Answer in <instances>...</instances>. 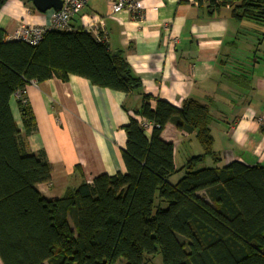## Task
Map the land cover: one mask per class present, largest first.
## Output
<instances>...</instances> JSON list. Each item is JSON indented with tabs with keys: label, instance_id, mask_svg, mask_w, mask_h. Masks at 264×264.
Returning a JSON list of instances; mask_svg holds the SVG:
<instances>
[{
	"label": "trees",
	"instance_id": "trees-1",
	"mask_svg": "<svg viewBox=\"0 0 264 264\" xmlns=\"http://www.w3.org/2000/svg\"><path fill=\"white\" fill-rule=\"evenodd\" d=\"M194 1L205 3L209 16L228 7L235 21L264 25V0ZM253 33L258 42L262 33ZM4 36L0 29V264H151L158 253L161 264H264V167L236 160L200 166L204 156L219 161L211 101L185 98L175 107L155 98L152 107L123 53L82 28L47 30L35 45ZM254 59L253 52L233 65L239 71ZM69 74L97 87L140 93L134 113L151 124V132L147 136L131 117L121 150L125 173L83 179L48 200L36 185L49 181L50 163L43 151L23 149L9 101L32 81H65ZM223 74L250 87L248 73ZM17 104L27 135L35 128L33 116L21 99ZM167 123L193 134L202 149L179 168L174 144L160 137Z\"/></svg>",
	"mask_w": 264,
	"mask_h": 264
},
{
	"label": "crops",
	"instance_id": "crops-1",
	"mask_svg": "<svg viewBox=\"0 0 264 264\" xmlns=\"http://www.w3.org/2000/svg\"><path fill=\"white\" fill-rule=\"evenodd\" d=\"M140 3L136 16L129 7L110 14L108 0H88L69 21L70 29L82 28V15L102 17L109 49L123 53L141 80L142 92L151 96L152 107L155 98L175 107L185 98L212 102L210 131L219 161L204 156L201 167H221L234 160L264 167V126L259 120L264 115V25L235 21L228 7L209 16L205 3L199 6L194 0ZM49 23L50 10L39 12L31 0H5L0 6L5 36L20 25L48 27ZM253 32L262 33L258 42ZM253 52L257 61L248 60L238 71L234 60L245 61ZM226 72L248 73L250 87L230 82ZM24 91L35 123L29 134H23L16 94L9 107L23 149L43 151L50 163L49 181L36 185L44 198H59L66 188L83 179L91 182L99 174L125 173L124 126L131 117L142 120L134 113L140 93L97 87L72 74L65 81L57 77L32 81ZM150 132L151 124L145 134ZM160 137L174 144L177 168L202 153L193 134L177 130L172 123L165 125Z\"/></svg>",
	"mask_w": 264,
	"mask_h": 264
},
{
	"label": "built area",
	"instance_id": "built-area-1",
	"mask_svg": "<svg viewBox=\"0 0 264 264\" xmlns=\"http://www.w3.org/2000/svg\"><path fill=\"white\" fill-rule=\"evenodd\" d=\"M62 6L59 10H50V23L48 27L37 25H20L10 35L4 36L5 40H20L28 44H37L44 36L45 32L50 29L70 30L69 21L71 18L79 14L86 6L88 0H61ZM110 14H115L119 10L129 7L136 16L140 15V0H108ZM82 21V29L90 33L98 41H107L105 27L102 17L87 15L80 16ZM24 88L18 90L15 94L22 103L26 104L24 97ZM264 126V115L259 118ZM141 126L147 130L150 123L146 120L140 121Z\"/></svg>",
	"mask_w": 264,
	"mask_h": 264
},
{
	"label": "water",
	"instance_id": "water-1",
	"mask_svg": "<svg viewBox=\"0 0 264 264\" xmlns=\"http://www.w3.org/2000/svg\"><path fill=\"white\" fill-rule=\"evenodd\" d=\"M33 6L39 12H45L47 10H59L62 6L61 0H31Z\"/></svg>",
	"mask_w": 264,
	"mask_h": 264
},
{
	"label": "rangeland",
	"instance_id": "rangeland-1",
	"mask_svg": "<svg viewBox=\"0 0 264 264\" xmlns=\"http://www.w3.org/2000/svg\"><path fill=\"white\" fill-rule=\"evenodd\" d=\"M181 174H182V173H177V174L173 175L172 178H171L172 183H173L174 181H176V180L181 176ZM200 194H202V193H200ZM68 219H69V223H70L71 227H73L71 219H70V218H68ZM151 264H161V255H160L159 253L156 254V255L151 259Z\"/></svg>",
	"mask_w": 264,
	"mask_h": 264
}]
</instances>
